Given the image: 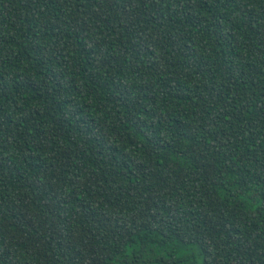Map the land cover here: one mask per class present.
I'll list each match as a JSON object with an SVG mask.
<instances>
[{
	"label": "trees",
	"instance_id": "1",
	"mask_svg": "<svg viewBox=\"0 0 264 264\" xmlns=\"http://www.w3.org/2000/svg\"><path fill=\"white\" fill-rule=\"evenodd\" d=\"M0 264H264V0H0Z\"/></svg>",
	"mask_w": 264,
	"mask_h": 264
}]
</instances>
